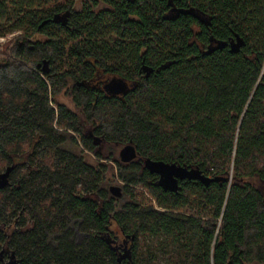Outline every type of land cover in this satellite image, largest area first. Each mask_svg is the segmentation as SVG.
Returning a JSON list of instances; mask_svg holds the SVG:
<instances>
[{
    "label": "trees",
    "instance_id": "1",
    "mask_svg": "<svg viewBox=\"0 0 264 264\" xmlns=\"http://www.w3.org/2000/svg\"><path fill=\"white\" fill-rule=\"evenodd\" d=\"M77 2L0 0V38L18 34L0 45V252L18 264H264V0H174V16L168 0ZM110 78L130 90L109 95ZM128 144L132 163L104 155ZM146 159L214 181L168 192ZM114 227L131 244L122 260Z\"/></svg>",
    "mask_w": 264,
    "mask_h": 264
},
{
    "label": "water",
    "instance_id": "2",
    "mask_svg": "<svg viewBox=\"0 0 264 264\" xmlns=\"http://www.w3.org/2000/svg\"><path fill=\"white\" fill-rule=\"evenodd\" d=\"M66 19V15L62 18L56 17L55 20ZM64 24L66 21L63 22ZM227 47L226 43H218L215 47H210L208 53H212L218 49H223ZM231 52H237L240 49V46L236 47L233 44L230 46ZM146 72V76L148 77L150 73L153 71L148 68H144ZM131 88V85L123 79L113 78L109 84L106 86V92L112 96H123L125 95ZM120 161L124 164H129L137 160L138 153L137 149L134 145L128 144L123 146L119 153ZM145 169L148 170L151 174H155L159 177V186L168 192L176 193L179 190V182L180 181H197L208 187L214 180L203 175L201 171L197 169H188L183 166H177L174 164H167L163 161H155L152 159H146L144 161ZM4 178V177H2ZM110 193L115 198H121L123 196V189L120 186H110ZM129 251H127L122 259L129 255ZM16 262L10 261L8 264H15Z\"/></svg>",
    "mask_w": 264,
    "mask_h": 264
},
{
    "label": "rangeland",
    "instance_id": "3",
    "mask_svg": "<svg viewBox=\"0 0 264 264\" xmlns=\"http://www.w3.org/2000/svg\"><path fill=\"white\" fill-rule=\"evenodd\" d=\"M79 2H77V10H80V8L82 7V3H90L92 5V0H78ZM94 8L98 11L100 10H104V9H107L108 6H106V4H104L103 2H99L98 6H94ZM18 34H14V35H11L7 38H0V45L1 47L5 46L8 42H10V40H12L15 36H17ZM32 40H36V38H33ZM111 80V78H110ZM59 102H61L62 104H65L67 106H70L71 108H73V105L70 103L69 99L68 98H65L63 97V99H59L58 100ZM77 136V134H75ZM77 138V137H76ZM123 148V146H113V147H105L103 152H104V155L105 156H109L110 154H112V156L115 158V159H119V153H120V150ZM73 151L75 153H78L80 154L81 152H83V156H84V159L85 161L92 165V166H96L97 163H99L100 159H98L95 155L87 152V151H84L81 147V145H79V147H75L73 148ZM123 183H121L120 181H118L116 178L114 177H110L109 179V187L110 186H122ZM114 231L115 232H118V229H116L114 227ZM129 250V249H128Z\"/></svg>",
    "mask_w": 264,
    "mask_h": 264
},
{
    "label": "flooded vegetation",
    "instance_id": "4",
    "mask_svg": "<svg viewBox=\"0 0 264 264\" xmlns=\"http://www.w3.org/2000/svg\"><path fill=\"white\" fill-rule=\"evenodd\" d=\"M168 8H169L168 11H167L168 15L174 16L175 14L178 13V9H177V7H175L174 0H168ZM186 12L187 13H192L191 10H187ZM203 18H204V21L210 22V19H209L208 15H205ZM239 45H240V42H239ZM99 82H101V81L99 80ZM103 91L106 92L105 87L103 88ZM63 97L68 98L70 103L73 105L71 99L67 95V92H64L63 94L58 96L57 100L63 99ZM73 108H74V105H73ZM116 233H117V237H118V240H119V242H117V241L116 242L122 245L121 252L124 255L127 251H129L128 249H130V245H131L130 244V240L128 238H126L125 236H123V234L120 231H118ZM8 253H9V251L5 252L4 250H2L0 252V264H8L11 260L16 262L15 264H18V260H17V258L15 256V254L13 253L11 256H9ZM123 255L121 256V260H122Z\"/></svg>",
    "mask_w": 264,
    "mask_h": 264
}]
</instances>
